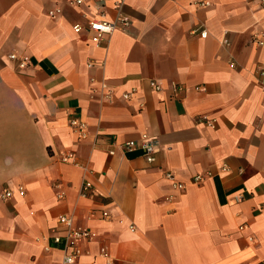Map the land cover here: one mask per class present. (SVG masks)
Segmentation results:
<instances>
[{"label": "crops", "instance_id": "0c3cea01", "mask_svg": "<svg viewBox=\"0 0 264 264\" xmlns=\"http://www.w3.org/2000/svg\"><path fill=\"white\" fill-rule=\"evenodd\" d=\"M208 2L0 0V264H264V11Z\"/></svg>", "mask_w": 264, "mask_h": 264}, {"label": "built area", "instance_id": "2783aa9c", "mask_svg": "<svg viewBox=\"0 0 264 264\" xmlns=\"http://www.w3.org/2000/svg\"><path fill=\"white\" fill-rule=\"evenodd\" d=\"M259 2L261 9L264 11V0H251ZM82 0H77V3H81ZM202 6H209L210 3L208 0H200ZM50 15L54 16V12H50ZM122 25L128 26L130 24L128 19L121 20ZM118 26L116 23L105 21V20H94L89 22L88 29L95 33L93 41L100 43L108 35L113 34L117 30ZM76 33L81 34L83 32V27L81 24H76L74 26ZM202 36L206 37L207 33L202 32ZM261 37L264 39V33L261 34ZM225 42V41H224ZM254 42L263 45L259 36H256ZM227 43V42H225ZM227 45V44H226ZM264 76V71L262 72ZM158 87V86H157ZM131 95H126L125 98L129 99ZM71 127L74 132L78 135L80 140H84L87 137L86 134V125L79 119H72L70 121ZM121 149L124 152H132L134 150H141L144 153V156L148 163L152 164L156 160V154L158 153L159 142L156 138H152L148 135H144L141 142L139 141H129L120 145ZM111 156L115 155V151L111 150L109 152ZM75 156L73 154H67L63 157V162L70 163L75 161ZM200 177L196 178V181H199ZM176 189H182V184H174ZM92 190V184L86 182L82 188V196L87 197ZM21 195H24L25 192L23 189L19 190ZM13 195V192L6 190L1 198L3 200H8ZM106 215V214H105ZM61 227L65 229L64 234L56 235L53 237L54 243L61 248L63 257L62 264H77V259L82 255V244L88 241L91 238V233L87 229L79 228L74 225L73 218L71 216H63L59 220ZM102 253L106 255V251L102 250Z\"/></svg>", "mask_w": 264, "mask_h": 264}]
</instances>
